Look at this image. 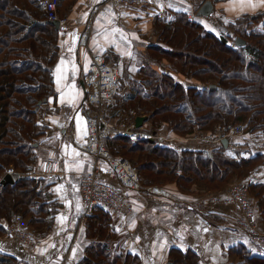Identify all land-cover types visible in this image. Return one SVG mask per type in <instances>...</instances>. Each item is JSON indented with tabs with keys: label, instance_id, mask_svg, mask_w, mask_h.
Masks as SVG:
<instances>
[{
	"label": "trees",
	"instance_id": "obj_1",
	"mask_svg": "<svg viewBox=\"0 0 264 264\" xmlns=\"http://www.w3.org/2000/svg\"><path fill=\"white\" fill-rule=\"evenodd\" d=\"M45 1L0 0V180L9 167L22 176L14 185L0 184V220L20 214L34 231L50 228L58 207L51 200L53 182L29 176L40 164L38 144L49 128V118L47 125L40 124L35 110L56 97L53 70L64 34L47 17ZM78 1L57 0L59 17L71 26L67 33ZM262 3L261 10L229 22V34H219L209 20L190 19L186 11L156 18V44L134 56L141 59L133 75L137 78H130V89L117 96L109 110L116 122L129 120L131 111L144 114L148 119L143 129L154 135L164 131L177 139L242 126L244 146L240 141V147L234 148L231 143L225 147L222 142L188 145L183 140L155 139L132 144L123 137L106 138L104 145L111 157L125 158L137 169L143 186H160L180 198L196 190L220 194L251 178L248 194L255 221L264 227V181L252 177L255 169L264 167ZM232 32L245 41L237 49L230 44ZM110 60L121 68L118 59ZM112 215L97 207L86 220L92 241L78 264H142L137 254L118 243L109 246ZM207 220L218 224L212 215ZM3 234L0 225V237ZM226 259L228 264H264V249L232 244ZM165 262L201 264L202 259L191 248H171ZM0 264H18V260L0 251Z\"/></svg>",
	"mask_w": 264,
	"mask_h": 264
},
{
	"label": "crops",
	"instance_id": "obj_2",
	"mask_svg": "<svg viewBox=\"0 0 264 264\" xmlns=\"http://www.w3.org/2000/svg\"><path fill=\"white\" fill-rule=\"evenodd\" d=\"M106 1L79 0L70 15L72 30L61 37L59 57L53 70L56 97L47 103L49 128L38 144L40 163L49 159L60 173L51 184V200L58 204L53 223L50 228L37 231L44 245L29 248L15 240L1 237L0 251L15 257L18 264H78L92 241L86 231L87 219L80 220V180L82 175L97 165L99 178L127 196L133 205L128 215H112L109 246L118 243L137 254L142 264H166L171 248H191L200 255L201 264H228L227 248L236 243H243L261 252L258 243L247 239L236 226L239 212L234 205L211 203V197L217 192L203 193L196 190L188 197H178L180 201L152 194L140 195L121 186L106 160L79 149L71 137L82 143L87 138L89 108L83 103L85 94L82 77L90 64V53L104 54L109 60L118 59L121 68L124 59L129 57L128 72L134 75L137 62L133 57L145 53L149 46L157 42L154 30L156 18L170 11L181 10L188 12V17L196 22L209 20L208 24L215 28L219 25L215 20L222 18L228 28L229 22L238 17L261 10L262 0L216 2L211 17L215 20L192 17L205 0H162L156 7L125 9H114ZM96 5H101V9L93 14ZM86 26H89L88 42L86 47H82L80 37ZM218 29L219 34L223 33V30L220 32ZM145 125L146 122L143 123ZM143 126L142 131L151 133ZM154 136L155 140L164 143L182 140L188 145L196 143L192 137L177 139L167 136L164 131ZM239 141L240 146H244L243 140ZM252 177L255 182L264 181V167L255 169ZM210 215L216 217L218 224L212 225L207 220ZM257 227L264 233L262 223L259 222Z\"/></svg>",
	"mask_w": 264,
	"mask_h": 264
},
{
	"label": "built area",
	"instance_id": "obj_3",
	"mask_svg": "<svg viewBox=\"0 0 264 264\" xmlns=\"http://www.w3.org/2000/svg\"><path fill=\"white\" fill-rule=\"evenodd\" d=\"M162 0H107L114 9L120 8H140V7H156ZM101 9V5L93 8V14ZM44 11L51 21H57L59 24L58 31L67 33L71 26L66 18L59 17L57 13V0H47L44 2ZM194 11L192 17L204 20V18L196 16ZM215 30L216 28L213 27ZM217 31V30H216ZM89 35V26L85 27L84 33L80 37V45L87 46ZM237 37L232 40L231 47L237 49ZM233 44H235L233 46ZM122 77L120 75L119 64L109 60L104 54L90 53V64L87 72L82 77L84 89V105L89 108L86 119L87 138L84 143L79 142L72 136L73 144L79 149L106 160L109 168L112 170L115 178L124 188L134 191L138 194H152L161 197H172V195L160 186H143L140 182L137 169L131 163L122 157H111L104 145L106 138L123 137L130 140L132 144L155 139L154 134L146 133L141 128H135L133 119L137 116H144L138 112L131 111L130 118L127 121L114 122L110 114V108L116 105V97L122 92L125 94L130 89V84L125 82L121 88ZM127 90V91H124ZM124 91V92H123ZM37 120L42 125H47L48 112L47 103H40L35 110ZM243 131L242 126L230 128L227 132L215 131L213 134H196L192 137V141L203 145H212L221 142L225 137L232 138L231 143L234 148L239 146L236 142L237 138ZM98 166L94 165L93 169L82 175L80 180V194L82 204L81 221H85L92 216L93 211L99 207L113 214L128 215L133 210L131 200L123 195L115 187L104 183L99 178ZM10 175L13 178V185L22 178L21 174L16 172L12 167L5 170L4 175ZM57 168L54 163L49 160H42L39 167L30 173V177L44 178L54 182L58 175ZM252 184L251 179L238 181L232 186L213 195L210 199L211 203H222L224 205H235L239 212L236 226L240 231L246 234L252 241L264 244V233L257 227L255 221L252 201L249 198V186ZM180 201V199H175ZM0 225L4 230L2 238L15 240L19 244L29 248H40L44 245L43 239L37 231L30 229L28 220L24 219L20 214L14 215L9 221L0 220ZM1 238V237H0ZM107 250L110 247L106 248Z\"/></svg>",
	"mask_w": 264,
	"mask_h": 264
},
{
	"label": "water",
	"instance_id": "obj_4",
	"mask_svg": "<svg viewBox=\"0 0 264 264\" xmlns=\"http://www.w3.org/2000/svg\"><path fill=\"white\" fill-rule=\"evenodd\" d=\"M218 0H205L203 2V4L199 7V9L196 12V16L204 18V19H209L214 15L215 12V7H214V3H216ZM53 25L55 26V28L58 30L59 28V24L57 21H52ZM245 41L242 40L241 38H237L236 40V45L237 46H241L244 45ZM215 88V86L211 85L210 86V90H213ZM148 119L147 116H137L135 117L134 120V124H135V128L139 129L143 126V123L146 122ZM150 142H152L153 140H149ZM222 144L225 147H228L229 145V138L225 137L221 140ZM0 184L2 185H13V178L6 174L4 175L1 180H0Z\"/></svg>",
	"mask_w": 264,
	"mask_h": 264
},
{
	"label": "rangeland",
	"instance_id": "obj_5",
	"mask_svg": "<svg viewBox=\"0 0 264 264\" xmlns=\"http://www.w3.org/2000/svg\"><path fill=\"white\" fill-rule=\"evenodd\" d=\"M211 20H215L214 19V17L213 18H211ZM215 23H219V25L217 24V27H216V29L217 28H219L218 30L220 31V30H223V34H229V33H231V31L229 30V28H227V24H226V22H222V18L221 19H218V20H215ZM230 31V32H229ZM221 32V31H220ZM231 37H238L237 35H235V34H233V32H232V35H231ZM233 40V39H232ZM230 44H232V41L230 42ZM235 44H233V46H234ZM113 59V58H112ZM133 59H134V61L135 62H137V63H139V61L141 62V59H140V57H133ZM128 60L130 61V58L128 57L127 59H124V62H123V65H122V69H121V71H120V75H121V77H122V83H121V88L124 86V83L125 82H127V83H130V82H132L131 80H130V78L131 77H133V74H131V73H129L128 72ZM134 61H133V63H134ZM137 65V64H136ZM134 79H133V81L137 78V77H133ZM124 91H127V90H124ZM123 91V92H124ZM122 95V92L120 93V94H118L117 96L119 97V96H121ZM112 114V113H111ZM240 137V136H239ZM239 137H236L237 138V140H236V142H238V140H241ZM239 138V139H238ZM231 140H232V138H230L229 139V143H231ZM231 145L233 146V144L231 143ZM257 147V146H256ZM170 192V191H169ZM171 193V195H172V197L171 198H175V199H177L178 197H179V195L177 194V196L175 195V193L173 194V192H170ZM235 206V205H234ZM236 207V206H235ZM237 208V207H236ZM244 234V233H243ZM4 235V234H3ZM3 235L1 236V237H3ZM246 237H247V239H249L250 240V238L246 235V234H244ZM258 245H259V248L260 249H264V244H262V243H258Z\"/></svg>",
	"mask_w": 264,
	"mask_h": 264
},
{
	"label": "snow or ice",
	"instance_id": "obj_6",
	"mask_svg": "<svg viewBox=\"0 0 264 264\" xmlns=\"http://www.w3.org/2000/svg\"><path fill=\"white\" fill-rule=\"evenodd\" d=\"M262 2H264V0H262ZM78 128H79V125H78Z\"/></svg>",
	"mask_w": 264,
	"mask_h": 264
}]
</instances>
